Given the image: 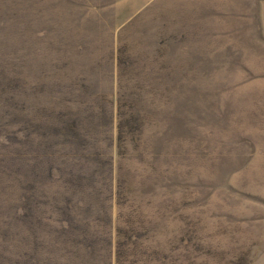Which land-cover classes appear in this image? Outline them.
I'll use <instances>...</instances> for the list:
<instances>
[{"label": "rangeland", "instance_id": "1", "mask_svg": "<svg viewBox=\"0 0 264 264\" xmlns=\"http://www.w3.org/2000/svg\"><path fill=\"white\" fill-rule=\"evenodd\" d=\"M5 102L22 140L82 118L87 144L44 152L29 202L82 225L86 264H264V0H0Z\"/></svg>", "mask_w": 264, "mask_h": 264}, {"label": "trees", "instance_id": "2", "mask_svg": "<svg viewBox=\"0 0 264 264\" xmlns=\"http://www.w3.org/2000/svg\"><path fill=\"white\" fill-rule=\"evenodd\" d=\"M9 100L12 99L10 98ZM3 101L7 102L5 99ZM6 102L3 105L1 103L0 113L2 118L9 122L7 126L9 129L6 132L7 136L2 137H4L6 142L11 140L15 145L8 148L10 152H7L12 160L10 162L4 161V169L0 167V177L3 179V182L0 181V194L5 190L4 187L6 185L16 183L12 187L22 191V198L26 199L25 202L27 204L20 208L15 221L10 213V217L9 215L6 216L8 217L7 219L2 218L0 214V264H86L87 260L84 259L83 252L90 251L91 245L86 238V232L82 225L72 220V217H65L63 220L56 222V227L50 229L48 224L32 221L35 208L33 209L34 206L29 202V200L33 199L31 181L41 176L40 168L43 163L41 156L44 152L53 147L76 144L81 140H84V143L87 142L85 138H87L88 134L84 133L82 135L83 133H81L87 132L82 129V118L80 121L75 119L66 120L65 117L60 116L57 121V128L36 129L34 132H28L27 130L24 136L25 139L22 140L15 136L14 132L9 131L11 130L10 124L14 123L12 121H15L18 110L12 104L6 105ZM26 123L29 125L28 120ZM6 125L0 128V134L6 131ZM31 133H35V136L39 139L34 142L37 144H33V146L24 145L28 139L27 135L29 136ZM82 136L83 139L81 138ZM25 140L26 142H24ZM19 149L23 152L17 151ZM1 160L3 161L4 159L0 157V162H2ZM23 163L24 169H26L24 173L14 170L15 166ZM19 174H22L25 179H21ZM69 184H73V182ZM54 210L55 212L57 211V214L63 212V209L58 210L55 208ZM16 223L21 224L25 230L21 245L26 246V249L29 246L31 248L28 252L26 251L19 255H16L17 253L14 251V246H17V244H14V239L11 236ZM43 228L46 229L45 234L51 236V245L42 240L46 237L39 238L38 236V230H43Z\"/></svg>", "mask_w": 264, "mask_h": 264}]
</instances>
